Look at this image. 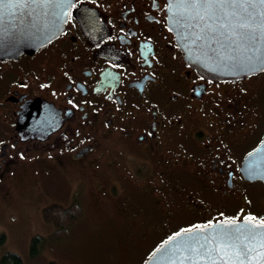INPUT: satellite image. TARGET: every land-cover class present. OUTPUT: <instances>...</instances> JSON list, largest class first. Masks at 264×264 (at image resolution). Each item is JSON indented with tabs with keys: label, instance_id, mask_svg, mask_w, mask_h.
<instances>
[{
	"label": "flooded vegetation",
	"instance_id": "af4514ba",
	"mask_svg": "<svg viewBox=\"0 0 264 264\" xmlns=\"http://www.w3.org/2000/svg\"><path fill=\"white\" fill-rule=\"evenodd\" d=\"M169 21L167 0H71L53 38L0 59V199L46 177L42 211L75 203L114 222L110 252L128 264L183 230L264 221V180L246 173L264 70L205 78Z\"/></svg>",
	"mask_w": 264,
	"mask_h": 264
},
{
	"label": "water",
	"instance_id": "95a60500",
	"mask_svg": "<svg viewBox=\"0 0 264 264\" xmlns=\"http://www.w3.org/2000/svg\"><path fill=\"white\" fill-rule=\"evenodd\" d=\"M71 0H2L0 59L31 52L62 28ZM210 17L186 0H167L169 23L184 57L210 79H235L264 70V27L244 9ZM249 12H264V8ZM234 12V14H232ZM219 16V14H217ZM254 37V38H253ZM249 176L264 180V137ZM143 264H264V225L252 219L220 220L178 232Z\"/></svg>",
	"mask_w": 264,
	"mask_h": 264
},
{
	"label": "rangeland",
	"instance_id": "374dc122",
	"mask_svg": "<svg viewBox=\"0 0 264 264\" xmlns=\"http://www.w3.org/2000/svg\"><path fill=\"white\" fill-rule=\"evenodd\" d=\"M68 179L72 180L73 176L63 183ZM28 184L24 190H13L11 199H0V257L12 251L19 254L23 264H128L119 261L126 257V251L121 250L117 256L110 252L116 224L112 221L105 224L87 209L85 216L69 227L67 238L53 241L49 234L54 224L42 215V207L50 203L47 194L52 182L36 174ZM36 234L46 240L39 253L31 257L29 242Z\"/></svg>",
	"mask_w": 264,
	"mask_h": 264
},
{
	"label": "trees",
	"instance_id": "16d2710c",
	"mask_svg": "<svg viewBox=\"0 0 264 264\" xmlns=\"http://www.w3.org/2000/svg\"><path fill=\"white\" fill-rule=\"evenodd\" d=\"M46 221L52 222L57 228L49 234L54 241H61L69 235V227L78 222L82 217L81 209L75 203L63 208L59 205H51L42 211ZM46 238L41 235H33L29 242V255L36 256ZM0 264H23L21 257L16 252L7 251L0 257Z\"/></svg>",
	"mask_w": 264,
	"mask_h": 264
},
{
	"label": "snow or ice",
	"instance_id": "6c2138e0",
	"mask_svg": "<svg viewBox=\"0 0 264 264\" xmlns=\"http://www.w3.org/2000/svg\"><path fill=\"white\" fill-rule=\"evenodd\" d=\"M0 2H2V0H0ZM186 4L189 8H201L206 13H209L210 17L216 18H227L229 15L228 9L234 10L241 8L244 9L250 20H256L259 15L260 25L264 27V12L256 13L255 11H248L249 9L255 10L264 8V0H186ZM217 14H219V16ZM232 14H234V12ZM261 62L264 63V60ZM261 225H264V221H261Z\"/></svg>",
	"mask_w": 264,
	"mask_h": 264
}]
</instances>
